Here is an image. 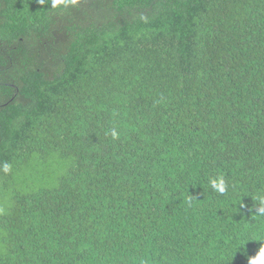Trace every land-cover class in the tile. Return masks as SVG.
Here are the masks:
<instances>
[{"label": "trees", "instance_id": "16d2710c", "mask_svg": "<svg viewBox=\"0 0 264 264\" xmlns=\"http://www.w3.org/2000/svg\"><path fill=\"white\" fill-rule=\"evenodd\" d=\"M260 194L264 0H0V264H248Z\"/></svg>", "mask_w": 264, "mask_h": 264}, {"label": "clouds", "instance_id": "9594fccd", "mask_svg": "<svg viewBox=\"0 0 264 264\" xmlns=\"http://www.w3.org/2000/svg\"><path fill=\"white\" fill-rule=\"evenodd\" d=\"M41 4L44 3V0H39ZM76 0H52L53 7H60V6H67L68 3L75 4ZM111 135L113 138L117 137L116 131H112ZM3 171L5 173H8L11 171V166L8 164H5L3 166ZM208 184L211 187V189L215 192H218L220 194H224L227 190V185L224 181V179L221 176H216L214 178H209ZM257 199L259 200L261 207L257 208L256 211L259 212L261 215H264V194H260L257 196ZM0 211H3L0 209ZM248 264H264V246L260 247L258 253L253 257L250 258L248 261Z\"/></svg>", "mask_w": 264, "mask_h": 264}, {"label": "rangeland", "instance_id": "374dc122", "mask_svg": "<svg viewBox=\"0 0 264 264\" xmlns=\"http://www.w3.org/2000/svg\"><path fill=\"white\" fill-rule=\"evenodd\" d=\"M60 175H63V173H61V172H58V173H56V176H55V177H57V176H60ZM55 177H54V178H55ZM54 178H53V179H51V181H52V182L54 181ZM48 185H49V181H48ZM48 185H47V186H48Z\"/></svg>", "mask_w": 264, "mask_h": 264}]
</instances>
